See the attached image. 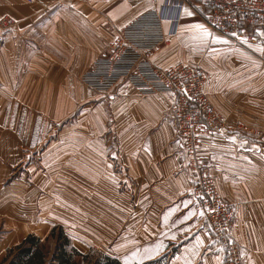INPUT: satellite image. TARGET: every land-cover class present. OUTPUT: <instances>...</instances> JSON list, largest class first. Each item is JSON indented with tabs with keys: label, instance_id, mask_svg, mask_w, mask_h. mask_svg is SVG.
<instances>
[{
	"label": "crops",
	"instance_id": "obj_1",
	"mask_svg": "<svg viewBox=\"0 0 264 264\" xmlns=\"http://www.w3.org/2000/svg\"><path fill=\"white\" fill-rule=\"evenodd\" d=\"M165 3L0 0V19L14 21L0 33V228L7 214L0 264L9 249L34 234L29 224L34 226L35 214L34 196L24 201L17 187L15 196L4 199V178L14 174L20 159L39 154L44 176L51 160L58 158L62 187L68 179L61 170H66L69 157L74 159L75 197L60 194L59 215L51 222L56 205L44 195L45 227L94 224L93 245L120 264L224 263L197 194L205 168L233 208L232 234L244 264H264V62L254 55L264 50L263 31L257 34L258 43L237 46L210 30L205 8L178 12L164 8ZM158 9L165 15L166 40L149 59L164 69L177 64L203 68L205 93L226 118V129L203 137L202 146L190 155L172 115L175 96L143 97L124 87L110 103L92 104L90 114L75 122L91 130L90 135L73 137L74 152L66 154L68 146L51 149V126L63 123L76 110V97L91 91L82 82L86 71L111 54L123 28ZM30 168L32 175L38 173L33 164ZM41 183L45 189L50 180ZM83 191L89 193L82 198ZM118 208L123 211L116 217ZM49 232L48 227L36 235L42 238Z\"/></svg>",
	"mask_w": 264,
	"mask_h": 264
},
{
	"label": "built area",
	"instance_id": "obj_2",
	"mask_svg": "<svg viewBox=\"0 0 264 264\" xmlns=\"http://www.w3.org/2000/svg\"><path fill=\"white\" fill-rule=\"evenodd\" d=\"M183 7L205 8L203 17L208 26L225 34L237 31L243 24L264 29V0H166L164 6L178 12ZM164 21L162 9L152 10L123 28L111 54L97 59L83 75L82 82L100 95H110L124 87L134 89L143 97L174 95L172 115L178 135L187 152L194 155L202 146L203 137L226 129V119L205 93L207 74L201 68L177 64L164 69L149 59L166 40ZM13 24L11 19H0V31ZM199 175L197 194L209 223L210 237L221 248L224 264H243L240 245L232 234L233 208L219 194L208 168Z\"/></svg>",
	"mask_w": 264,
	"mask_h": 264
},
{
	"label": "rangeland",
	"instance_id": "obj_3",
	"mask_svg": "<svg viewBox=\"0 0 264 264\" xmlns=\"http://www.w3.org/2000/svg\"><path fill=\"white\" fill-rule=\"evenodd\" d=\"M4 18L10 19L8 17H4ZM4 18H2V19H4ZM205 22H206V20H205ZM206 24L208 26L207 22H206ZM210 30H212V29L210 28ZM6 31H7V29L0 31V33H6ZM212 31H214V30H212ZM261 31H263V33H259ZM214 33H221L222 35L227 37L231 42H233L234 44L239 46L242 44L243 41H246L250 44H255L257 42L256 39L258 40L257 34L258 33L264 34V29H255V28L251 27L250 24H243L235 32L230 31V33L225 34L221 31H214ZM259 38H260V36H259ZM262 49H264V48H262ZM254 55L260 56V59L263 60V62H264V50H263V52L257 51V52H255ZM201 69L203 70V68H201ZM204 72L206 73V71H204ZM82 95L83 96L76 97V100H77L76 110L69 112L67 117H66V120L63 123L55 124L54 126H51V133H50V139H49V142H53V144L51 145V149L57 151L62 146H68V149L66 150V152H67L66 154L74 152V149H73L74 148V142H71V141H73V137L76 134L78 135V133H83V135H90V130H91V128L89 126L85 125L84 127L81 128L80 125H76L75 122L80 120L79 117L81 115L85 117L86 114H90V110L92 109V104H96V106H97V104L102 103V102L110 103L112 101L111 98H114L116 94L112 93L110 95H100V94H97L93 91H89L88 89H86V92ZM110 96H112V97H110ZM208 99H209V97H208ZM209 101H210V99H209ZM210 103L212 104L211 101H210ZM96 106H94L93 108H96ZM56 157H58V155ZM41 158H42V155L39 154V155H35V156L31 157V159H27V157L20 159L19 166L17 169L14 170V174L6 176L4 178V186L7 187V189H4V199H6L10 196H15V192H17V190H18L19 197L25 198L24 201H26L27 198H29V197L31 198L32 196H34V199H35V211H34L35 214H34V223H33L34 226H30V224H29V229L31 231H34L33 232L34 234H32V235H36V233L42 235L43 233H45V231L48 229V227H49L50 232L54 228V226L50 227L47 225V227H45L46 225H44V223L48 224V219L44 220L43 215H42L43 211H42L41 200H42L44 195L50 197L51 202L53 203V206L56 205L55 208L51 209V214H52V216L55 217V215H57V216L59 215V197H60V194H67L68 197L74 199V197H75L74 192H76L74 182H73L74 176L71 174V170H72L71 166H73V162H74L73 158L69 157L66 160V163H67L66 170H64V169L61 170V172L66 173V176L68 179V184L63 185V187L60 186V183H59L60 180H59V165H58L59 161H58V158L51 160V162H52L51 167L52 168L50 169V172L49 173L47 172V175H45V176L43 175V172H42L43 165H42ZM32 164L35 166V169L38 171V173L36 175H32V168H30V166ZM116 167L121 168V166L118 165L117 160H116ZM38 175H40V176L38 177ZM41 178L42 179L45 178V179L50 180V185L48 187H46L45 189L42 187V183H41L42 179ZM83 184L87 188H89L88 183L83 181ZM9 187H10V190H9ZM64 190L67 192H65ZM85 193L88 194L89 192L83 191L81 194L82 198H83V195H85ZM87 198H90V197L87 196ZM122 208H118L115 210L116 217L118 216V213L121 214V211H123V209H124V208L123 209ZM100 209L103 210L104 212L106 211L105 208L100 207ZM4 210H5V208H4ZM63 210H65V209L63 208ZM6 215L7 214H4L2 216V219H1V221H3V222H1L2 224H1V228H0V235L5 234V232H6L2 228V226L5 227V224L7 221ZM53 219L56 220L57 218L56 217L52 218L51 222L54 221ZM73 219H74V217H73ZM51 224H54V223H51ZM43 225H44V227H42ZM55 226H57V225H55ZM57 227H61V226L58 225ZM62 228L65 229L64 231L67 234V236H69V238L71 237V242H74L75 244L82 243L84 245V246H82V249L78 248L79 250L78 249L77 250L79 252H81L82 254L87 255L88 260H84L82 257H76V261L78 264H100V263L105 262L104 258L106 256H108L104 252L106 250H103V249L100 250L99 248H96L93 245L94 244L92 242L93 239H91V237L94 236V233L92 232V230L95 228L94 224L91 225L90 223H87V225H86V223H78L77 225H73L70 227L68 226L66 228L62 227ZM50 232H49V234H50ZM99 234L104 235V237L106 235V234H103L102 232H100ZM47 236H43L41 239L44 241ZM46 245H47V247L49 246V248L53 247L54 241L51 240V241L47 242ZM72 247H74V246L72 245ZM243 264H244V261H243Z\"/></svg>",
	"mask_w": 264,
	"mask_h": 264
},
{
	"label": "trees",
	"instance_id": "obj_4",
	"mask_svg": "<svg viewBox=\"0 0 264 264\" xmlns=\"http://www.w3.org/2000/svg\"><path fill=\"white\" fill-rule=\"evenodd\" d=\"M53 240L54 246L47 247ZM76 257L88 260V256L72 247L69 236L62 227L55 226L43 241L36 235H28L20 244L7 251L2 264H78ZM100 264H120L119 261L106 256Z\"/></svg>",
	"mask_w": 264,
	"mask_h": 264
},
{
	"label": "snow or ice",
	"instance_id": "obj_5",
	"mask_svg": "<svg viewBox=\"0 0 264 264\" xmlns=\"http://www.w3.org/2000/svg\"><path fill=\"white\" fill-rule=\"evenodd\" d=\"M187 11V10H186ZM189 15H191V13H188ZM197 27L198 28H201L202 30H203V26L202 25H197ZM204 31V33H205V35H210L209 33H207V31L206 30H203ZM146 252H151V250H149V249H146L145 250Z\"/></svg>",
	"mask_w": 264,
	"mask_h": 264
}]
</instances>
